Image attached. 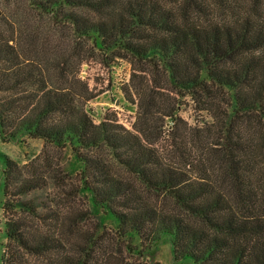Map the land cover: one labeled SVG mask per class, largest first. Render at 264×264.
<instances>
[{"label":"trees","instance_id":"obj_1","mask_svg":"<svg viewBox=\"0 0 264 264\" xmlns=\"http://www.w3.org/2000/svg\"><path fill=\"white\" fill-rule=\"evenodd\" d=\"M17 1L0 0V138L44 147L3 156V264H150L163 240L177 263L264 264V0H26L40 40ZM74 42L81 64L130 61L131 120L87 112L109 85L65 71Z\"/></svg>","mask_w":264,"mask_h":264},{"label":"rangeland","instance_id":"obj_2","mask_svg":"<svg viewBox=\"0 0 264 264\" xmlns=\"http://www.w3.org/2000/svg\"><path fill=\"white\" fill-rule=\"evenodd\" d=\"M27 6L26 0H19L12 3L10 6H5L3 8L8 9L7 12L9 17L13 22H16L17 26L22 25V29L26 30L25 34L22 35L23 38L25 35L31 33V35L34 34V36L40 40L45 36L47 25L37 23L38 18L34 17L33 12L27 9ZM21 43H24L23 39H21ZM73 44L75 46L69 48V44L66 48V54L68 56L66 57V62L63 63L65 71L70 75L76 74L78 78L85 81L83 83L88 82V86L95 92H98L104 86L109 85L108 90L98 94L95 98L84 104V107L90 116L96 122H100L106 112H108L109 109H113L119 113L118 118L131 120V115L135 114V106L126 101L123 90L129 80L131 67L130 61L128 59H116L115 62H109L110 55L106 53L103 54L99 50H96L95 57L91 62L88 64H81L76 58V54L80 49L76 45V42ZM72 56L75 58L73 59ZM46 67L47 65L45 63V68ZM49 67H52V71L54 70L52 65H49ZM77 83L78 85H82L79 82ZM193 107V104L186 99L178 111L179 115L192 125L197 124L201 119L199 113H197ZM169 126H171L170 122L167 123L166 128ZM43 147L44 141L42 139L29 138L26 135L18 136V138L10 141H3L0 138V264H3V246L6 242L5 218L3 216V203L5 200L3 185V167L5 164L3 156L7 155L19 165H23L28 161L35 159L41 153ZM53 154L60 159L61 163L59 166H62L66 162V159L71 156V153L67 150L64 153L59 150H53L52 157L56 159ZM122 173L128 175L126 171H122ZM46 195L45 191L40 190L35 192L33 197L37 198L38 201H41ZM29 197H32V195H29ZM86 201L87 197L84 194H81L80 204L84 208H86ZM93 222H99V218ZM106 227L115 228L110 221H106ZM30 258V262L32 263L37 260V258ZM148 260L150 261V264H193L189 259L185 260L183 263H177L173 258L171 243L169 240H163L157 246L153 247L149 252Z\"/></svg>","mask_w":264,"mask_h":264}]
</instances>
